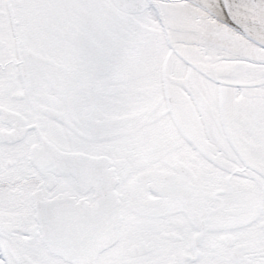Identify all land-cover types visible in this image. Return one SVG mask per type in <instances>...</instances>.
I'll use <instances>...</instances> for the list:
<instances>
[{"label":"snow or ice","instance_id":"6c2138e0","mask_svg":"<svg viewBox=\"0 0 264 264\" xmlns=\"http://www.w3.org/2000/svg\"><path fill=\"white\" fill-rule=\"evenodd\" d=\"M0 264H264V0H0Z\"/></svg>","mask_w":264,"mask_h":264}]
</instances>
